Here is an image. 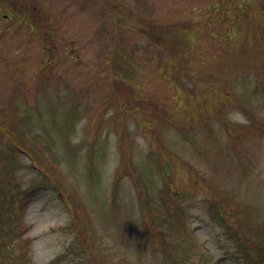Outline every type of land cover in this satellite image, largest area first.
<instances>
[{
  "label": "rangeland",
  "instance_id": "374dc122",
  "mask_svg": "<svg viewBox=\"0 0 264 264\" xmlns=\"http://www.w3.org/2000/svg\"><path fill=\"white\" fill-rule=\"evenodd\" d=\"M0 185L3 264H246L210 204L264 231V0H0Z\"/></svg>",
  "mask_w": 264,
  "mask_h": 264
},
{
  "label": "trees",
  "instance_id": "16d2710c",
  "mask_svg": "<svg viewBox=\"0 0 264 264\" xmlns=\"http://www.w3.org/2000/svg\"><path fill=\"white\" fill-rule=\"evenodd\" d=\"M173 31V30H172ZM139 32V31H138ZM169 32H161L162 35L166 34V33H170ZM175 32V31H174ZM141 33V32H139ZM186 38L189 39V41H191L192 39V35H190L189 33H187ZM165 42V41H164ZM162 48V47H161ZM37 145V154L39 158H42L41 162L38 161L39 163V169L40 171L45 174V175H49L50 172L48 170V168H50V166H53V162L48 158L46 152L42 151L41 149V144L43 142L44 139H42V136L36 134L33 136ZM45 142V140H44ZM30 155L34 158V161H37L39 159H37V157L35 158L33 156V153L31 152ZM46 163H45V162ZM132 176L134 177V182L136 184V186H138L140 189L139 192V196H140V210L142 211V214H145V212L148 209V193L147 190L142 182V179L139 175V173H137L135 170L132 173ZM17 187V185H16ZM1 190H5V188H2V185H0V192ZM9 192V190L5 191V200L2 199V197L0 196V219H3L1 216L2 214V209L3 208H8L7 209V214H9V216H15V205L13 207L8 206L7 203V193ZM25 193L19 191L18 194H16V196H14L13 198H21ZM219 195V193H218ZM1 200L6 201V203H1ZM68 205V207L70 208L71 206L73 207L74 204L71 203H66ZM211 208V213L212 215L221 223L223 224L229 234V237L232 239V241L234 242V245L236 246V249L243 255V258L245 260H247L246 264H264V239L262 242L255 240V237H253V235H258V234H263L264 236V231L257 229L253 234H250V236L244 234V229H250V227L248 226V208L249 206H244L245 208L242 209L241 206L238 204V208L235 211H232L229 207L224 208L223 205H221L220 201L218 200H213L211 201L210 204ZM75 207V206H74ZM2 208V209H1ZM149 210V209H148ZM5 218V217H4ZM9 223V222H7ZM18 226V225H17ZM6 227H8V224H6ZM18 229V227H17ZM9 235V231L7 228L3 229L2 231H0V259L5 255V256H10L12 257L11 251L9 250V247L7 245L6 240L8 239ZM261 243V244H260ZM263 243V244H262ZM85 249V248H84ZM0 264H3L0 261ZM9 264H14V263H9Z\"/></svg>",
  "mask_w": 264,
  "mask_h": 264
}]
</instances>
